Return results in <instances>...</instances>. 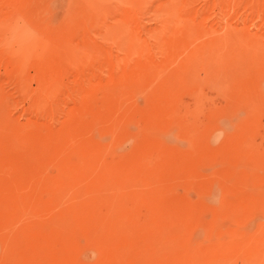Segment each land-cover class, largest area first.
Here are the masks:
<instances>
[{
	"label": "rangeland",
	"instance_id": "374dc122",
	"mask_svg": "<svg viewBox=\"0 0 264 264\" xmlns=\"http://www.w3.org/2000/svg\"><path fill=\"white\" fill-rule=\"evenodd\" d=\"M0 264H264V0H0Z\"/></svg>",
	"mask_w": 264,
	"mask_h": 264
},
{
	"label": "bare ground",
	"instance_id": "6f19581e",
	"mask_svg": "<svg viewBox=\"0 0 264 264\" xmlns=\"http://www.w3.org/2000/svg\"><path fill=\"white\" fill-rule=\"evenodd\" d=\"M59 194V193H58ZM61 194V193H60ZM63 196V195H62ZM56 197V196H55ZM57 198V197H56ZM59 198V199H58ZM57 199L58 200H60L61 202H62V200L60 199V197H58ZM57 200V201H58ZM55 201H56V199H55ZM54 201V202H55ZM56 201V202H57ZM59 202V201H58ZM57 202V203H58ZM112 206H114V204H111L110 206L108 205L107 206V211L109 210V212H108V214H109V217H110V219L108 220V223L110 224V226L112 227V228H114V226H118V228H121V229H123L122 230V232L124 231V233H125V231H126V233L125 234H123L122 233V235H125L126 236V239L124 240V241H122L121 243L122 244H118L119 245V247H117L118 249H120L121 247V249H123V247H125L126 248V246H128V245H126L128 242H127V236H129V234L131 233V234H133L134 236H136V234H139V228L138 229H136L137 227L135 226H133V224H127V222H128V220H130V219H132V217H131V215H130V213L127 211V210H125V209H123V208H121V207H119V208H117V209H115V211L114 210H112ZM82 207H84V205L82 206ZM85 207H86V205H85ZM84 207V208H85ZM82 211V209L81 210H76V209H74V210H72V211H67V212H70V213H68V215H65L63 218H61L60 216L59 217H57V218H55L56 219V221L57 222H55L56 223V226L55 227H53L54 229H57V226H58V229H60L59 231L62 233V234H64V235H66V233L67 232H69V231H71V230H73V232H74V229H76V231H77V228H78V226L81 224V225H83V226H86V230H85V234L83 235V237L86 239H89V238H92V239H94L93 238V235H95L97 232H96V230H97V228H98V226L99 225H101V224H99V223H97V221L98 222H100V220H102L101 218H100V214H99V211H96V208L95 209H92L91 207H87V208H85L84 209V213H82V214H80L79 215V213ZM54 219V220H55ZM58 219V220H57ZM60 219H61V221H60ZM103 222H104V220H103ZM105 223V222H104ZM130 223V222H129ZM46 228V227H45ZM51 228V227H50ZM117 228V229H118ZM85 229V228H84ZM41 232H42V228H41V230H40ZM44 231V230H43ZM75 231V232H76ZM37 232H39V231H37ZM128 232V233H127ZM30 233V232H29ZM43 233V232H42ZM60 233V234H61ZM77 233V232H76ZM71 234H74V233H72V231H71ZM121 236V235H120ZM124 236V237H125ZM138 236H140V234L138 235ZM123 237V236H122ZM86 239V240H87ZM120 240V239H119ZM118 240V241H119ZM110 241V240H109ZM114 241V240H113ZM129 241V240H128ZM138 241V240H137ZM136 241V242H137ZM130 243V242H129ZM112 246V245H111ZM131 246V245H130ZM130 246H128V248L130 247ZM109 247V246H108ZM113 247H115V246H113ZM112 247V248H113ZM131 247H133V246H131ZM130 247V248H131ZM136 247V246H135ZM127 248V249H128ZM137 248V247H136ZM115 249L116 248H114V252H115ZM126 249V250H127ZM132 249V248H131ZM131 249H129V250H131ZM118 251V250H117ZM117 251L115 252V254L117 253ZM121 252V251H120ZM119 254H122V253H119ZM118 254V255H119ZM117 255V254H116ZM117 255V256H118ZM124 255H121V257H123ZM119 257V256H118ZM120 258V257H119ZM119 258H118V260H119ZM115 259H116V256H115Z\"/></svg>",
	"mask_w": 264,
	"mask_h": 264
}]
</instances>
